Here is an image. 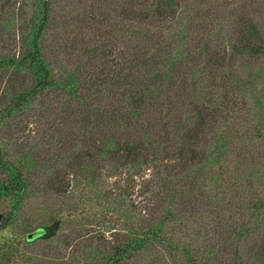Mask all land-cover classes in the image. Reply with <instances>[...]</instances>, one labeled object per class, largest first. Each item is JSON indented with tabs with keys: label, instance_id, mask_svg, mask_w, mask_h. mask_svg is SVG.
<instances>
[{
	"label": "trees",
	"instance_id": "obj_1",
	"mask_svg": "<svg viewBox=\"0 0 264 264\" xmlns=\"http://www.w3.org/2000/svg\"><path fill=\"white\" fill-rule=\"evenodd\" d=\"M54 1L23 0L16 10L11 0H0V76L6 80L0 95V208L5 209L0 264H13L9 248L19 240H6L1 233L15 227L29 196L30 172L39 168L29 154L16 157L8 151L2 130L32 110L39 98L48 100L56 93L67 97L64 109L78 116L80 133L53 159L43 160L47 191L65 195L78 179L96 187L105 171L128 177H146L149 171L151 178L145 194L152 201L140 221L124 195L104 194L106 200L126 206L129 221L119 236L113 234L105 243L88 240L84 248L88 257L80 264H154L164 251L170 260L180 252L187 264H218L214 256L218 246L209 245L205 252L191 241H180L178 229L169 228L183 226L185 213L199 204L207 211L216 209L215 197L223 192L231 158L244 155L236 144L240 133L230 135L225 125L231 120V93L251 84L230 71L238 57L264 58L261 28L245 22L227 53L213 50L209 43L193 46L187 34L175 28L181 0H123L121 16L131 26L122 52L124 63L111 73H95L96 68H88L93 63L90 52L87 61L65 75L51 65L45 48ZM250 134L264 142V128ZM254 205L250 211L263 216L264 198H257ZM257 227L230 226L221 240L228 244L239 236L234 243L239 247ZM51 229L46 226L40 233L25 235L31 241L52 234ZM242 251H237L235 264H264V234L248 260Z\"/></svg>",
	"mask_w": 264,
	"mask_h": 264
},
{
	"label": "rangeland",
	"instance_id": "obj_2",
	"mask_svg": "<svg viewBox=\"0 0 264 264\" xmlns=\"http://www.w3.org/2000/svg\"><path fill=\"white\" fill-rule=\"evenodd\" d=\"M181 1V14L175 28L187 34L193 46L194 42L209 43L213 50L230 53L232 39L248 21L258 24L264 33V0ZM11 3L17 10L23 0H11ZM124 5L123 0H55L53 22L45 40L51 65L61 74H71L81 62L88 60L87 54L91 52L93 65L90 64L89 69L96 68L95 73L117 70L118 65L124 63L122 52L126 51V32L131 27L121 16ZM232 66L230 72L235 78L251 84L240 90L236 87L231 93L228 100L231 120L225 125L230 135L240 133L236 144L244 155L231 158L224 193L219 191L215 197L216 209L213 206L207 211L199 204L193 212L185 213L183 226L169 228V232L178 229L177 239L191 241L205 252L209 245L218 246L214 253L218 264H235L237 251L243 249L248 260L250 250L264 234V215L257 217L250 211L257 198H264V142L250 134L264 128V58L238 57ZM5 83L0 76V95ZM66 101L67 97L61 93L52 94L44 101L39 98L32 110L13 118L2 130L12 155L29 154L30 159L39 164V168L30 172V192L19 220L14 228L1 233L6 240H19L9 248L13 264H80L88 257L84 249L88 240L98 239L105 243L113 234L119 236L125 229V222L129 221L126 206L121 208L114 200H106L105 193L109 195L114 191L124 195L133 217L139 221L144 216L142 210L152 201L151 195L145 194L151 179L149 171L146 177L114 176L115 173L105 171L96 187L78 179L65 195L45 189L48 171L43 169V160L53 159L60 150L67 148L66 144L77 140L80 133V120L64 109ZM260 118H263V125ZM0 213L5 214V209L0 208ZM243 223L258 227L249 238L240 240L239 247L234 245L239 236L230 239L227 236L225 239H229V243L222 242L221 237L228 235L230 226L238 229ZM110 225L117 230L113 231ZM46 226L52 227V234L27 240L26 231L40 233ZM159 256L154 264H187L180 252L171 260L166 251Z\"/></svg>",
	"mask_w": 264,
	"mask_h": 264
},
{
	"label": "water",
	"instance_id": "obj_3",
	"mask_svg": "<svg viewBox=\"0 0 264 264\" xmlns=\"http://www.w3.org/2000/svg\"><path fill=\"white\" fill-rule=\"evenodd\" d=\"M4 218V215L0 213V221Z\"/></svg>",
	"mask_w": 264,
	"mask_h": 264
}]
</instances>
